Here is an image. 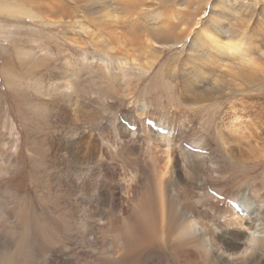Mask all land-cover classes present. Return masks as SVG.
Listing matches in <instances>:
<instances>
[{"label":"rangeland","instance_id":"1","mask_svg":"<svg viewBox=\"0 0 264 264\" xmlns=\"http://www.w3.org/2000/svg\"><path fill=\"white\" fill-rule=\"evenodd\" d=\"M8 1L12 5L23 7L25 9L24 12L29 15L16 17L12 20L0 18V256L8 253L17 244L23 243L30 249L31 258L29 264H207V260L203 261L204 256L198 255L202 247L199 249L192 244L196 248L191 246V248H184V250L169 244L189 221L188 219L190 218H187V216L196 217L191 210L198 214L199 212H205L206 209L204 207L208 209L210 207V209L214 210V208H217V202L220 203L219 206L221 207L227 203L225 199L231 200L233 198L231 195L245 193L247 196L252 190L261 191L262 200L264 201V156H261L263 153L257 155V159L252 160L238 159L237 156H227L216 133L220 131L230 137V144L234 147L241 146L243 149H250L252 145L258 148L264 146V56H260V58L251 56L255 54L253 50H244L242 55H234L230 53V50L225 49V56L232 60H241L240 65L244 67L242 75L229 72V74L224 76L227 71L222 70L221 75L209 71L208 82L212 85L213 80L218 79L229 85L233 89L232 91H236V93L225 90L227 94L217 98L213 97L207 103H193V101L184 103V100L179 98L177 94L170 93L169 88L173 86L175 79H171V77L166 75L162 76L161 73L160 78L158 76L159 69L163 71V68L169 69L170 67V70L175 68L178 60L184 59L183 56L186 54L173 56V51H164L162 53L161 49H157L161 53L156 52L157 56H159L158 61H156L158 64H154L150 72L142 75L143 68L140 67L139 69L132 62L129 63L131 65L125 64L126 66H121L112 57L109 58L108 63L101 60L103 55L90 43V32L92 30L95 31L97 28L93 24V21H96V17L88 12L87 4L82 2L76 4L72 0ZM92 1L93 3L97 2ZM192 1V13H184V16L181 14L179 19L186 21L185 23L194 22V20H198V17H201L207 5L205 14L202 15L204 17L196 21L195 26H192L193 28L189 30L188 35L191 40L192 38L205 37L209 40V45L212 46L208 36L210 35L208 31L211 29V22L207 17L208 10L212 8L221 9V7L223 9L236 10L240 4H244L248 0ZM194 7L197 9H194ZM262 7V1H259L256 4L258 12H261ZM60 11H62L61 14ZM113 11L116 19L120 22H125L128 19L132 21H160L166 19V13L174 12V7H166L165 14H163V7L152 0H147L146 6L140 8L137 12L139 16L115 7ZM96 15L99 18L100 15ZM243 19L248 22L247 17ZM49 21L62 24L53 25ZM250 22L248 26H252L251 28L255 29L256 39L254 40L257 45L261 46L260 53L264 55V30H261L257 23ZM73 24L84 32V35H81V43L80 41L78 42L79 49L73 46V43L68 39L79 40V35L75 33L79 30H72L71 27H66V25L71 26ZM64 27L67 31H63ZM63 35H65V38ZM83 42L85 43L83 44ZM221 42L228 43L224 39ZM243 48L249 49L250 47L246 45ZM20 52L22 53L20 54ZM81 54L83 55V62H78L77 59H80ZM31 57L37 64H34V60L30 59ZM67 57L71 58L70 61L73 64L72 67L67 68V72H69L67 77L73 82L70 90H68L69 92L59 89L58 85L60 82H50L47 85V76L43 75L47 67H60L58 64L61 65ZM28 58L33 61H29ZM146 58H149L147 54L139 56V60H145ZM41 64L44 65L41 66ZM35 65H38L37 70L34 67ZM40 67L43 69H38ZM63 70L65 71V68ZM115 76L117 79H114ZM111 77L115 81L117 80L116 85L115 82L110 83L113 82ZM164 81L166 85L162 84ZM108 82L110 85L107 90ZM178 86L176 91H179L180 88L187 90L184 83L178 81ZM217 87L219 89L223 88L222 86ZM109 90L110 92H108ZM120 90H122V94ZM131 91H137L135 102L130 98ZM157 92L160 93V96L156 94ZM63 93L68 94L66 96L70 97H64ZM171 95H175V98L179 99H176L175 102H183V105H180L177 111L178 114L181 113L180 116L176 114V117L171 114V110H173L171 106L173 98ZM60 98L75 101L77 106H80L84 112L79 113L73 102L66 104L64 103L66 100L61 102ZM57 100L58 102L55 106L54 102ZM145 100L148 103L146 105L148 108L145 111L147 115H144L143 119L148 117L149 120H153L161 126L160 122H158V113H160L159 107H163L168 111L165 112L168 118H175V121H172L173 124L182 121V125L185 126L181 139L179 136L171 139V141L173 140L171 147H173L174 152L179 151L181 153L179 149L189 145L187 142L188 140L191 141V139L188 137L200 139L201 134H197L202 124L200 118L206 117L208 119L211 116V126L213 124L214 129L212 133L213 139L210 144L207 142L211 152L202 151L200 153L205 157L212 153V160L223 167L225 171L224 174L213 173L210 176L211 179L213 178V182L210 181L212 184L208 185L210 189H204L205 191L201 190L199 192L204 197L203 200H200L195 195L196 188L189 191L185 189L187 172L183 171L182 165L176 166L178 175L173 176L174 183H170L167 188L168 203L170 202L172 208L171 213L167 210V219H163V217L166 218V214L161 218L160 212L163 205H161V202L158 201V196L154 193L158 177L155 168L158 170V167L163 165V162L158 163L159 165L157 163L155 165L152 162L150 164L148 163L150 155L147 154L150 147L153 150L154 138L160 141V135L152 138V130L147 129V132L145 131L140 136L141 140L145 141L132 145L135 150L123 149L122 152L113 148L112 154L109 153L107 155L105 163L98 165L97 161L94 160L96 161L94 167L93 165H90L91 167L83 166L78 156V146L73 144L77 140L75 139V134H79L78 132L84 129L82 127L103 126L105 121L115 115H123L127 118L126 111L133 109V105L137 106L138 110L141 107L139 103ZM39 104L45 105L44 112H39L36 109V106H40ZM155 106L158 107L155 108ZM46 107H50L52 110L50 111ZM195 116L198 119H195ZM101 121L102 124H100ZM131 121H127L129 123L128 127L124 126L125 129L134 126L130 124ZM163 126L164 124L162 128ZM167 128L169 126L164 129L166 130ZM169 129L171 130L172 128ZM192 130L195 131V134ZM75 131L78 132L76 133ZM107 131L99 134L102 136L99 148L105 147L110 151L112 139L110 140L109 137L113 134L111 131L105 134ZM145 134L146 136L149 134V137H144ZM64 139L65 141H63ZM234 140L235 142H233ZM137 152L138 154H136ZM148 153L150 154V152ZM180 153H175L174 155L178 163L180 162L181 164L182 156ZM140 161L145 164L143 165ZM234 162L243 170L244 173L242 175L234 171V166L232 165ZM210 165L215 168L213 164ZM137 166H139L138 169ZM150 168H154V171ZM133 169L136 171H133ZM130 170L131 172H129ZM245 177H248L249 180L244 181ZM253 177H256L255 180H251ZM83 178L87 180L84 181L82 180ZM94 180L96 182H93ZM95 187L97 190H94ZM149 187L153 190L156 208L158 210L160 208L157 222L162 248L156 246L154 248L155 252L152 250L153 252L149 251L150 253L144 252L138 255V251L143 249L146 243L143 238L144 227L139 226L142 225L140 223L142 220L138 217L137 205L139 200L142 197L145 198L147 193H149ZM89 189L92 190L91 193H89ZM209 190L215 191L225 201L212 198L210 200L211 202L213 201V205L210 203L206 204L208 195L211 196L208 193ZM127 192L129 193L128 195ZM233 199L237 200L236 198ZM202 204H206V206L203 207ZM87 205L89 208L86 207ZM90 207L93 208V212ZM117 209L119 210L117 211ZM261 210H264V205ZM119 211L122 212L120 213ZM240 211L241 213H236L242 216L245 212ZM262 217V222L258 226V236L264 240V211ZM134 218L135 220H133ZM207 218H196V221H200V223L204 221L208 226H212L216 236L220 234L218 226L236 228L228 225L230 218L226 216V213H223L217 222H214L211 217ZM92 219L96 220V222ZM162 219L163 221L165 220L164 224ZM191 219L195 218L191 217ZM135 223L138 224L136 225ZM200 227V224H197L196 235L201 233L202 229ZM229 230L237 234L239 232H246L247 235L251 233L245 227L241 230ZM239 236L240 250H242L238 254L239 257L230 256V258L228 254L223 256L229 258L230 261L237 258L235 263L238 264H244V261H238L244 257L251 259L254 257L259 261H255L253 264H264V241L260 249L254 251L257 245H251L248 242L249 240L245 239L246 235ZM215 238L213 241H216ZM175 242L176 240H174ZM246 244L248 247L253 248L245 250ZM217 247L218 244L216 242L215 245L211 244L209 246L212 251L211 260L214 258L210 264H226L221 260L222 250L217 249ZM186 251H190V254L192 253L191 256H187L189 253ZM135 253L136 256L133 257ZM251 253L253 257L250 256ZM216 259H218V263ZM228 263L230 264L231 262ZM246 264L251 263L248 261Z\"/></svg>","mask_w":264,"mask_h":264},{"label":"bare ground","instance_id":"2","mask_svg":"<svg viewBox=\"0 0 264 264\" xmlns=\"http://www.w3.org/2000/svg\"><path fill=\"white\" fill-rule=\"evenodd\" d=\"M72 1H74L76 4H80L81 2L87 4L88 12L91 15L96 17V21H93V24L96 25L95 27L97 29L95 31L92 30L90 32V35H89L90 36V43L93 44V47L97 51H99V53H101L103 55V56L101 55L102 56L101 60L105 63L109 62L110 57L116 59L119 62L118 64H120L121 66H123L125 64H129L130 62H132V64L136 65L139 69H140V67L143 68L142 75H144L145 73H148V72H150V70H152L151 68L154 66V64L155 65L158 64V62H156V61H158L159 56H157L156 52L159 54H161V53L158 52L157 49H161L162 53L164 51H173L174 52L173 56L186 54L183 56L184 59L178 60L175 68H173L171 70H170V67H169V69L163 68V71H161L159 69V76H158V78H160V73H161L162 76L166 75L167 77H171V79H175V83H173L172 84L173 86L171 88H169L170 93L177 94L179 96V98L184 100L183 101L184 103H186L187 101H189V102L193 101V103H195V102L196 103L197 102L207 103L213 97L217 98L221 95L227 94V91H225V90H229L233 93H236V91H232L233 89H231V87L229 85L224 84L223 82H221L218 79L213 78L214 80H213L212 85H210L208 82L209 71H211L212 73L215 72L219 75H221L222 70L227 71V73L223 72L224 76L229 74V72H234L236 74L242 75V71H243L244 67H243V65H240L241 60L240 59H233L232 60L229 57L225 56V52H224L225 49L230 50L231 51L230 53L234 54V55H242L244 53V50L245 51H252L253 50V52L255 54L251 55V56H255V57H259V58H260V56H264L262 53H260V47L261 46L257 45L256 44L257 42L254 40V39H256V37H255L256 31H254L255 29L254 28L252 29L251 28L252 26L251 27L248 26L249 22L252 21V19H253L252 22L257 23L259 28H261V30L262 29L264 30V0H248V1H246V3L240 4L239 8L236 7L237 8L236 10L235 9H231V10L230 9H223V7H221V9H218V8L210 9L213 11L208 10L207 17H208V20L211 22V29L208 31V33L210 35H208V36H209V39L211 40L212 46L209 45V40L205 37L192 38V40H191V39H189L190 37L188 35V33L190 32L189 30L191 28H193L192 26H195L196 21H198L199 19H202L204 17L202 15L205 14L207 5L205 6L203 14L201 15V17H198L197 18L198 20H194L195 23L192 21L185 23L186 21L179 19L181 14L184 16V13H187V14L192 13L191 12V9L193 7V4H192L193 1L192 0H152L153 2H155L158 5H160L161 7H163V14H165V8L166 7L169 8L171 6L174 7V12L170 11L169 13H166V19H164V20L162 19L160 21H142V20L132 21V20L128 19L125 22H120L116 19L115 15H114L113 8L115 7V8L124 9L126 11H129L132 15L139 16L137 12L139 11L140 8H143L146 6L147 0H103V1L102 0H94V2L97 1L96 3H93L92 0H91L92 2L90 0H72ZM259 1H262V4H263L261 12H258V10L256 8V4ZM198 6H199V4H198ZM194 9H197V8L194 7ZM24 11H25V9L23 7H20V5H14V4L12 5L11 3H9L8 0H5V1L0 0V18L6 19V20L7 19L12 20L16 17H23L26 15H29L27 12H24ZM28 12L30 13V11H28ZM61 13H62V11H60V14ZM96 14L100 15L99 18L97 17ZM244 17L248 18V22H245V20L243 19ZM46 21H48V20H46ZM49 22H50V24H53V25L62 24V23L51 22V21H49ZM232 22H235V23H232ZM252 22H250V23H252ZM14 23H16V22H14ZM45 23H48V22H45ZM113 25H114V27H113ZM60 27H63V26H60ZM66 27H68V28L71 27L72 30L78 29L75 27V24H73L71 26L66 25ZM117 29L119 30L118 32H117ZM123 29H124V31H123ZM78 30L79 31H77L75 33H77L76 35H79V40L70 39V38H68V39H69V41H71L73 43V46H76L79 49V43L78 42L80 41V43H81V39H82L81 35L83 36L84 32H82L83 30L80 28ZM63 31H67V29H65V27H64ZM63 37L65 38V35H63ZM223 39L227 40L228 43H225V42L222 43L221 41ZM187 40H188V42H187ZM33 42H35V41H33ZM85 42H83V44ZM246 45L247 46L249 45L250 48L244 49L243 47ZM80 46H82V45H80ZM258 50H259V52H258ZM21 53L22 52H20V54ZM145 54H147V57H149V58H146L147 60L146 59L145 60H139V56L145 55ZM71 56H73V55H71ZM79 58H80L79 60L76 58L77 61L83 62L82 61L83 60L82 54ZM30 59H33V57H31ZM30 59H29V61H31ZM40 59L42 60V58H40ZM70 59L71 58H68V57H67V59H64V62L61 63V65L58 64L60 67L53 66L51 68L47 67L45 69V72L43 73V75L47 76V79H48V81L46 82L47 85L50 82H56V83L60 82L61 85L60 84L58 85L59 89H64L65 91L70 90V87L73 83L72 80H70V78L67 77L68 73H69V72H67V68L73 66ZM36 60H38V59H36ZM41 60H40V63H41ZM45 60H48V59H45ZM149 60H151V61H149ZM46 62H45V64H46ZM48 62H50V61H48ZM34 64H37V63H35V60H34ZM80 64H82V63H80ZM141 64H143L144 67H143V65L141 66ZM43 65L44 64H41V66H43ZM129 65H131V64H129ZM34 67H36V70H37L38 65L37 66L35 65ZM62 67L65 68V71L63 70ZM38 69L42 70L43 68L40 67ZM100 69H101V67H100ZM173 70H175V71L172 72ZM179 70H181V71H179ZM11 72L13 73V71H11ZM102 72H104V71H102ZM3 74H6V73H3ZM116 74H118V73H116ZM114 79H117L116 76ZM114 79H113V82H110V83L115 82V85H116L117 80L115 81ZM108 80H109V78H108ZM178 81L180 83H184L185 88L187 90H183L182 88H180L179 91H176L177 86H178ZM6 82H7V80H6ZM118 82H119V80H118ZM110 83L108 84V87H106L104 85H102V86L106 87L108 90ZM129 83H130V81H129ZM162 84L166 85L165 81ZM125 85H126V83H125ZM217 86H222L223 88L220 87L221 89H219V87H217ZM112 87H113V84H112ZM110 89H112V88L110 87ZM123 89H125V88H123ZM122 90H120L121 94H122ZM98 91H99V89H98ZM108 92H110V90ZM115 92H118V91H115ZM228 93H230V92H228ZM63 94H64V97H66V98L70 97V96L69 97L66 96V95H68L66 93H63ZM156 94L158 96H160V93L157 92ZM171 96L173 98L172 99L173 103L171 104L173 110H171V114H174L175 116L177 114L180 116L181 113L178 114L177 111L179 110L180 105L181 106L183 105L182 104L183 102L177 103V102H175V100L176 99L179 100V99L175 98V95L174 96L171 95ZM130 98L133 100V102H135V100L137 98V91H135V92L133 91L132 93H130ZM55 99H58V98H55ZM60 99H61L60 100L61 102L66 100L64 98L63 99L60 98ZM200 100H203V101H200ZM57 102H58V100L54 102L55 106H56ZM72 102L77 107L78 112L82 113V111H83L82 108L80 106H77L75 101H73V100L70 101L69 99H67L64 103L70 104ZM131 104H133V103H131ZM139 104L141 105V107L138 108V110H137V106L133 105V109L126 111L127 118L124 117L123 115H119V116L115 115L111 119L105 121L103 126L102 125L101 126L97 125V126H92V127L91 126H88V127L85 126V127H82L84 129L83 130L81 129L82 130V131L80 130L81 132L79 130H78L79 132L77 131L79 134H75L76 135L75 139H77V140H75V142H73V144H75V146L76 145L78 146V148L77 147L76 148H77V150H79V153L78 152L77 153L79 154L78 156H79L80 162L82 161L81 163L83 164V166L84 165L85 166L93 165V167H94L96 164V161H97L98 165L104 164L105 160L107 159V155L113 151V148L116 151L121 150L122 152H123V149L135 150L134 146H132L133 144L143 143V141H145V140H141L140 136L142 133H145V131L147 129H150L149 127H146L144 125V121H145L144 119H148V117L143 119V116L147 115V113L145 111L148 108V106H146L148 103L145 100ZM39 105H40L39 107L36 106V109L39 112H44L45 105H42V104H39ZM202 106H201V108H202ZM111 107H112V105H111ZM156 107H158V106H155V108ZM46 108L50 111L52 110L50 107L49 108L46 107ZM159 111H160V113H158V122H160L161 127L164 124L163 129L166 126H169V128H172V129L170 130L169 128H167L166 129L168 131L167 134L163 135V136L160 135V137H159V138H161L160 141L157 140L156 138H154L155 141L153 140L154 141L153 142L154 143L153 150L150 149L151 147L149 145L150 148H149L148 152H150V154L147 151L146 152L148 155H150V157H149L150 161L148 163L151 164V162H152L153 164L156 165V163L158 164V163L163 162V165L159 166L158 170H157V168H155L156 173L158 174L157 175L158 177L156 176L157 177V185H156V191H154V193L156 194V196H158V198H159L158 201H160L161 205H163V208L160 212L161 218L166 214V218L163 217V219H167L168 218V211H169V213L172 212L171 204H170V202L168 203L169 200H168V195H167V188L170 186V183H174L173 176L178 175L177 174V168H175L176 166L179 167L182 165L183 171L187 172V181L185 182V186H184L185 189L189 191L190 189L194 190L196 188L197 191H196L195 195L197 196V199H200V200H203L204 197H202L203 195L200 194L199 192L201 190L205 191V190L210 189L208 185L209 184L211 185L213 182V178L211 179L210 176L213 173L224 174L225 171H224L223 167H221L219 164H216L215 161L212 160L213 159L212 153H209L207 157H205L201 154L202 151L209 152L211 150V149H209L210 147L208 148L209 145H207V142H209V144H210V142H212V139H213L212 133L214 132L213 124L211 126V122H212L211 116L210 117L207 116L208 119H206V117L200 118L201 123L203 124V125L201 124L202 126L199 124L200 127H199V130L197 132V134L198 133L201 134L200 139H198L196 137H194V138L188 137L189 139H191V141L190 140H188V142L185 141L189 144L186 146H189V148H191V149L200 150L201 153L200 152H198V153L193 152L192 150L186 148L185 146L182 147L181 149H179L181 151V153H180L179 151L174 152L173 147H171L172 142H173V140L171 141V139L176 138L177 136H179L181 139V136L183 134V130H185V126L182 125V121L181 122L177 121L178 123L173 124L172 121L173 120L175 121V118H168L166 116V113H165L168 111H166L163 107H159ZM116 112H117V110H116ZM86 113H88V112H86ZM189 117H190V114H189ZM120 118L127 120V121L132 120L130 122V124L135 126V128H136L135 131L131 132L129 129H127V128L125 129L124 125L120 122ZM96 119H98V118H96ZM195 119H198V117L195 116ZM100 124H102V121ZM173 127H174V129H173ZM107 130L111 131V133L113 134L112 136L109 134L111 136V137H109L110 140L112 139L110 142L111 143L110 151H108V149L105 147L101 148V149L99 148V145L101 143V137H102L99 134H101L100 132L104 133V131L106 132ZM109 131H107V133H105V134H108ZM150 132H149V134H150ZM192 132L195 134L194 130H192ZM153 133H152V135L150 134L152 136V138H153V136H159L157 133H155V132H153ZM171 133H172V135H171ZM216 133H217V137H219V141L221 142V145H222L227 156H230V157H236L237 156L238 159H244V160L257 159L258 158L257 155H260V153H263V155H261V156H264V146L261 148H258L257 146L252 145V147L250 149H243L241 146L234 147L230 144L231 143L230 142L231 139H229L230 137L226 136L224 133H221L220 131H217ZM149 134H148V136H146V134H145L144 137H149ZM205 139H207L208 141ZM63 141H65V139ZM180 141H182V140H180ZM233 142H235V140ZM239 142H240V140H239ZM69 144H71V143L69 142ZM70 148H68V149H70ZM137 148H139V147L137 146ZM129 152H131V151H129ZM175 153H178V154L180 153V155L182 156L181 164H180V162L178 163V161L175 159L176 158L174 155ZM136 154H138V152ZM90 155H92V156H90ZM71 159L73 160V158H71ZM94 160H96V161H94ZM214 160H215V158H214ZM231 160H233V159H231ZM115 162H117V161H115ZM143 162H141V163L144 165L145 163H143ZM244 163H245V161H244ZM137 164H139V163H137ZM210 164H213L215 166V168L211 167ZM232 165L234 166V171L238 172L239 175H242L244 173L243 170L241 169V167L237 166L236 162H234V164H232ZM129 166H131V165H129ZM138 167L139 166H137V169H138ZM173 168H174V170H173ZM96 169H97V167H96ZM134 169H133V171H136ZM140 169H141V167H140ZM131 170L129 172H131ZM142 170H143V168H142ZM151 170L154 171V168ZM102 171H104V170H102ZM85 172H88V171H85ZM79 173H80V171H79ZM81 173H82V171H81ZM144 173H145V170H144ZM132 174H134V173H132ZM79 175L81 176V174H79ZM152 175H153V173H152ZM96 176H98V175H96ZM107 178H108V176H107ZM255 178L256 177H253L251 180H255ZM240 179H242V178H240ZM82 180H84V178ZM82 180H80V181H82ZM85 180H87V179H85ZM247 180H249L248 177H245L244 181H247ZM146 181H148V180H146ZM210 181H212V182H210ZM93 182H96V180H94ZM98 182L100 183L99 180H98ZM115 185H117V184H115ZM111 187H113V186H111ZM142 188H143V186H142ZM94 190H97V188L95 187ZM91 192H92V190H90L89 193H91ZM96 192H99V191H96ZM89 193H88V195H89ZM128 194L129 193L127 192V195ZM85 196H87V195H85ZM95 196H93V197H95ZM100 197H98V198H100ZM231 197L236 198L237 200H234L233 198H231V200L225 199L227 201V203H225L221 207L219 206L220 203L217 202V208H214V210H212V209H210V207H209V209L207 207H204V206H206V204H209V203L211 205H213V201L211 202L210 199H212L214 197L208 195V200H207L206 204H202L203 207L206 209L205 212H199V214H198V213L194 212L193 210H191V212H193L194 215H196V217L187 216V218H190V219H188L189 221L185 224V226H183L181 228V230L179 231L177 236L172 240V242H170L169 245L174 246V247H178L180 249L191 248L192 244H194L199 249L202 247V250L200 252H198V255L200 254V255L204 256L203 261L207 260V264H210L212 262V260L214 259L213 258L211 260L212 251L209 249V246H211V244L215 245V242H216V244H218L217 249L222 250V255H221L222 262H225L226 264H229L228 262H231L230 264H238V263H235L237 261V258L230 261L229 258H227V257L225 258L223 255L228 254L229 257L230 256H233V257L238 256V254L242 251V250H240V239H239L240 236L239 235H246L245 239L249 240L248 242L251 245H257L256 248H254V251H258L261 247V244L264 241V240H262V237L258 236L259 235L258 226H260V224L262 222V219H263L262 215H263V211H264V210L263 211L261 210L262 206L264 205V201L262 200L261 191L252 190L247 196L245 193L244 194L238 193L235 195H231ZM88 198H90V197H88ZM229 201H232V202H235L236 204H238L240 210L244 211L245 213L242 216L237 214L236 211H234L228 205ZM155 202L156 201H155V196L153 194V190H152V188L149 187V193H147L146 197L145 198L142 197L139 200V204L138 203H137L138 205L136 204L138 217L142 220V222L140 221V223H142V225H139V226L144 227L145 231H144L143 238L145 239V243H146V246L143 249L138 251V255L142 254L144 252L152 251V250L155 252L154 248H156V246H158V248H162V243H161L160 236H159L160 235L159 234V228H158L159 225L157 222V219L159 217L160 208H159V210L156 208ZM173 203H175V202L173 201ZM89 204H91V203H89ZM113 205H114V203H113ZM98 206H100V205H98ZM86 207H88V205ZM92 209L93 208H91V211L93 212ZM97 209H99V208H97ZM119 209H120V207H119ZM119 209H117V211ZM102 210H103V207H102ZM162 211H163V213H162ZM88 212H90V211H88ZM133 213H134V211H133ZM223 213H226V216H228V218H230V223L228 225L235 226L236 228H234V227H219L218 226V228L220 229V234L217 236H216L214 230H212V226H208L207 223H204V221L201 223H200V221H198V222L196 221L197 219H205L207 217H211L214 222H217V221H219V219H220L219 217H221ZM191 217H193L195 219H191ZM163 219H162V221H163ZM92 220H94V219H92ZM97 220L99 221V219H97ZM104 220H106V219H104ZM133 220H135V218ZM94 221L96 222V220H94ZM164 221H163V224H164ZM197 224H200V226H201L200 228L202 229L201 233L198 235H196ZM208 224H211V223H208ZM101 225L103 226V224H101ZM244 227L251 232L249 235H247L246 232H244V233L239 232L237 234V233H234L233 231L229 230V229L241 230ZM192 235H194V236H192ZM214 238L216 239V241H213ZM174 240H176L175 243H174ZM195 246H192V247L194 248ZM158 248H157V251H158ZM252 248L253 247H248L246 244L245 250H251ZM187 253H189V254H187V256L188 255L191 256V254H192V253L190 254V251ZM252 255L253 254L251 253L250 256L253 257ZM134 256H136V253L133 255V257ZM130 257H132V256H130ZM217 257H218V255H217ZM186 258H188V257H186ZM244 258H246V257H244ZM244 258H242L241 260H238V261H244V264H246L248 261L251 264H253L255 261L259 262L254 257H253V259H251L249 257L246 259H244ZM217 260L218 259H216V261ZM218 262L219 261H217V263Z\"/></svg>","mask_w":264,"mask_h":264},{"label":"clouds","instance_id":"3","mask_svg":"<svg viewBox=\"0 0 264 264\" xmlns=\"http://www.w3.org/2000/svg\"><path fill=\"white\" fill-rule=\"evenodd\" d=\"M30 258V249L20 243L5 255L0 256V264H29Z\"/></svg>","mask_w":264,"mask_h":264}]
</instances>
